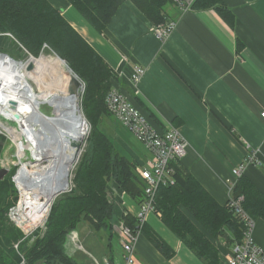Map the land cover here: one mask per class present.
<instances>
[{"label": "crops", "instance_id": "crops-1", "mask_svg": "<svg viewBox=\"0 0 264 264\" xmlns=\"http://www.w3.org/2000/svg\"><path fill=\"white\" fill-rule=\"evenodd\" d=\"M50 1L116 71L119 80L115 86L152 125L161 130L173 126L181 130L188 142L182 167L225 205L230 184L236 181L233 168L245 163L253 152L264 158V0H222L231 10L233 25L214 8L181 12L170 4L169 18L176 25L165 40L157 37L153 24L130 0L120 6L103 34L68 0ZM137 65L145 69V74L134 85L131 75ZM101 127L118 139L122 130L129 131L114 114L105 115ZM229 127L240 135L244 145L233 137ZM125 150L136 162V169L151 157L140 142L132 147L125 144ZM244 174L264 192V167L246 164ZM111 190L115 215L124 211L135 215L139 203L115 183H111ZM145 225L161 236L174 254L171 258L164 256L142 232L135 264H205L156 213L149 214ZM77 230L81 238L87 231L107 237L102 253L78 251L73 257L77 263L110 259L124 264V251L115 232L96 229L88 221ZM256 230L255 239L264 249V235Z\"/></svg>", "mask_w": 264, "mask_h": 264}, {"label": "trees", "instance_id": "trees-1", "mask_svg": "<svg viewBox=\"0 0 264 264\" xmlns=\"http://www.w3.org/2000/svg\"><path fill=\"white\" fill-rule=\"evenodd\" d=\"M68 1L103 34L127 0ZM130 1L154 27L170 21L167 8L170 4H178L176 0ZM200 8H214L231 25L234 24L231 10L222 0H197L193 10ZM7 32L14 35V40L5 34ZM46 47L64 59L84 82L82 104L93 127L91 147L76 166L74 187L55 198L47 229L42 234L37 232L33 241L23 239L22 230L7 214L18 200L13 181L16 168L0 180V264H79L68 253L66 244L69 232L78 229L82 222L88 221L96 229L106 228L112 233L114 223L120 219L132 227L137 226V219L131 213L124 211L115 215L109 189L111 183L138 203L145 199V182L137 172L136 162L122 153L101 127L102 118L112 114L107 108L106 96L119 80L116 71L50 0H0V51L19 59L23 56L22 50L26 55L39 56ZM228 130L243 144L233 128ZM6 140L7 137L0 134V155ZM175 179L174 184L161 185L156 190V210L161 212L167 227L201 261L220 264L221 250L211 237L225 236L229 240L233 233L234 241H240L243 222L227 203H219L191 172L182 167L181 162L175 164ZM231 191L233 198L243 196L242 206L252 218L264 221V192L247 175L240 176ZM142 231L164 256H173L172 247L155 231H149L146 225Z\"/></svg>", "mask_w": 264, "mask_h": 264}, {"label": "built area", "instance_id": "built-area-1", "mask_svg": "<svg viewBox=\"0 0 264 264\" xmlns=\"http://www.w3.org/2000/svg\"><path fill=\"white\" fill-rule=\"evenodd\" d=\"M176 1L178 2L177 6L181 12L193 10V6L197 2V0ZM175 25L176 21L170 20L165 24L154 27V32L157 37L165 40L170 36ZM5 34L15 38L10 32ZM0 54H4V52L0 51ZM144 74L145 69L143 67L139 65L135 66L131 75L133 84L137 85ZM106 105L108 110L116 116L124 127L144 144L151 154L147 164L137 168L138 174L145 182V199L139 203L138 211L134 215L137 219V226L132 227L121 219L115 222L113 226V231L117 234L118 240L124 251V264H135L137 261V245L142 236V229L149 214L156 213L161 217V212L156 210L154 205L156 190L161 185H171L176 182L175 164H179L185 157L188 149V142L185 140L181 130L175 126L161 130L152 125L142 110L115 85L106 96ZM10 113L15 116L11 108ZM261 116L264 118V111L261 112ZM0 118H4L7 120L6 123H9V126L15 128L17 131L19 130L18 122L13 117L5 118L4 116H0ZM3 130L4 129L0 127V134H3ZM12 141L14 158H12V161L9 160L8 162L13 168L5 166L4 168H7L9 171L16 168L13 174V181L18 190V200L9 208L7 214L10 220L22 230L24 234L23 239H30L33 241L36 239L37 232L42 234L47 229L48 219L56 196L51 198L45 206L40 207L36 204L32 199L34 194L24 188L25 170L27 169V164L34 161L32 156L33 152L30 150L25 136L12 138ZM246 164L264 167V158L260 157L258 152L250 153L245 158V163L233 168L232 173L236 180L244 174ZM234 183L235 181H232L230 184V196L227 204L232 209L234 215L239 217L240 221L243 222V237L240 241H236L233 244L230 251H226L224 248L219 247L220 243L218 244L221 250L220 264H264V249L255 239L257 222L244 210L242 206L243 196L238 198L232 197L231 190ZM109 189L115 201L111 185ZM68 190H71V188ZM19 243L20 242L15 243L16 248L19 247ZM66 248L71 256L72 251L83 248L80 243L77 229H73L69 232ZM94 263L115 264V262L110 259L104 260L103 263L95 260Z\"/></svg>", "mask_w": 264, "mask_h": 264}, {"label": "bare ground", "instance_id": "bare-ground-1", "mask_svg": "<svg viewBox=\"0 0 264 264\" xmlns=\"http://www.w3.org/2000/svg\"><path fill=\"white\" fill-rule=\"evenodd\" d=\"M52 59L58 65H52L54 70L48 72L47 63ZM31 60L40 64L35 80H32L36 87L28 81L26 68ZM71 71L66 61L55 53L52 56L42 54L37 60L30 57L26 62L0 54V116L16 119L20 134L25 136L33 152L34 161L29 162L25 170L24 188L34 194L32 199L41 207L69 189L70 177L67 188L57 194L44 196L35 190L36 185L44 183L55 187L62 165L72 164V168L81 153L72 142L83 140L87 134L82 129L86 119L80 107V97L70 93ZM13 100L17 102L14 112L18 117L10 113V102ZM44 103L53 107L54 115L40 110V105ZM10 135L18 138V135Z\"/></svg>", "mask_w": 264, "mask_h": 264}, {"label": "rangeland", "instance_id": "rangeland-1", "mask_svg": "<svg viewBox=\"0 0 264 264\" xmlns=\"http://www.w3.org/2000/svg\"><path fill=\"white\" fill-rule=\"evenodd\" d=\"M10 38L13 39V37L9 36ZM11 39V40H12ZM14 40V39H13ZM18 44V43H17ZM19 48L20 46L17 45ZM22 52V57H19V59L17 58V60H22V62H26L27 60H29L30 57H34L36 60L37 58L41 57V55H47V56H52L53 55V51L50 50L48 47H46L39 56H34L32 54H27L24 50L21 51ZM14 58V57H13ZM61 58V57H60ZM16 59V58H15ZM30 62L34 63V69L32 71H28V81L33 85L34 87H36V84L32 81L35 80V76L37 75V72L39 71V66L40 64L36 63L35 60H31ZM29 62V63H30ZM28 63V64H29ZM27 64V66H28ZM49 66L47 68L48 72H52L54 70V67H51L52 65L57 66L58 63L56 61H54L53 59L50 60L47 63ZM38 68V69H37ZM27 69V68H26ZM54 81V79H53ZM39 85H41L40 82H38ZM83 94H84V90L82 92L81 95V101H80V107L82 110V113L86 119V124L82 129L86 134V137L84 138V144L82 147V151L79 155V158L77 159V161L75 162V164L73 165V167L71 168L72 164H64L62 165V168H60V172L57 175V185L55 187L52 186H48L47 184H37L36 185V191L44 196H47L48 194H57L60 191H63L67 188L68 183H69V177H70V187L69 188H73V177L75 175V169L77 164L79 163L80 159L82 158L83 154H85L88 149L91 147L90 145V137L92 136V131H93V127L92 124L90 122V120L87 118L86 114L84 113V109H83ZM40 110L47 114V115H54V109L50 104H41L40 105ZM1 121V125L0 127L3 128L4 130L2 131L3 134H5V136L7 137V140L4 142V148L3 151L0 155V167H11V164L8 162L9 160L12 161V158H14V148L12 146V136L10 134L13 135H18L19 137H22V135L20 134L19 130L17 131L15 128L9 126V123H6L7 120H5L4 118L0 119ZM12 124V123H11ZM111 136V139H115L116 143H117V147L122 151V153L129 155L128 151L125 150V144L132 147L134 146L136 143L138 144L140 141L134 136V134L130 133L127 130H122L120 133H118V135L120 136L118 139V136L112 135V132L106 130ZM10 132V133H9ZM2 142V141H1ZM141 143V142H140ZM131 157V156H130ZM13 168V167H11ZM71 168V172H70V176H69V169ZM9 174V172H8ZM7 174V175H8ZM70 190H66L65 192H61L60 194L63 193H67ZM59 195V194H58ZM41 207V206H40ZM118 221V220H117ZM116 221V222H117ZM258 227L256 230V233H260L261 235H264V222L262 220L257 219L256 220ZM79 237H80V243L82 245V249L77 250V251H72L73 257L74 255L78 252V251H91L93 253V255L102 253L104 251V247H106L107 245V237H105V235H103V233L99 232V233H91L89 231H87L86 236L83 235V237L81 238V235L79 233ZM86 239V240H85ZM233 239V240H232ZM211 240L214 242L216 241L219 244V247L224 248L226 251H230V249L232 248L233 244L237 241L235 240V237L233 236V233H231V238L228 240L225 236L224 237H218L217 239H214L211 237ZM115 246L118 248V243H116V241H114ZM105 245V246H104Z\"/></svg>", "mask_w": 264, "mask_h": 264}, {"label": "water", "instance_id": "water-1", "mask_svg": "<svg viewBox=\"0 0 264 264\" xmlns=\"http://www.w3.org/2000/svg\"><path fill=\"white\" fill-rule=\"evenodd\" d=\"M4 54L9 56L10 58H13L7 53H4ZM33 69H34V63L30 62L28 64V66H27V70L28 71H32ZM70 70H72L71 73H69V77H70V79H69L70 93L79 95V97H80L79 99L81 101V95H82V92L84 90V82L76 73L73 72L72 68H70ZM10 108L12 109L13 113L15 114V116L18 117V114L14 112V110L17 108V102L15 100L10 102ZM83 144H84V139L72 142V145L77 148L78 152L82 151ZM78 158H79V156H78ZM8 172H9V170L7 168L0 167V180L4 179L5 176L8 174Z\"/></svg>", "mask_w": 264, "mask_h": 264}]
</instances>
